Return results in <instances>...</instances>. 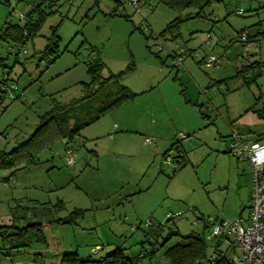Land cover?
Masks as SVG:
<instances>
[{
    "label": "rangeland",
    "instance_id": "rangeland-1",
    "mask_svg": "<svg viewBox=\"0 0 264 264\" xmlns=\"http://www.w3.org/2000/svg\"><path fill=\"white\" fill-rule=\"evenodd\" d=\"M48 1L51 7H41L55 12L20 48L17 59L18 47L0 40L5 65H0V80L8 78L5 93H0V149L9 151L26 141L53 99L67 103L82 96L81 84L90 80L88 61L102 62V77L117 74L132 62L134 68L122 75L121 83L137 95L128 100L126 125L114 127L104 116L81 131L69 145L75 154L72 166L64 161V140L54 139L39 151L35 164L0 171V224L46 220L45 208L61 200L64 208L58 217L74 208L86 211L77 224H46L49 247L42 250L46 260H57L59 250L96 260L120 247L132 264H166L164 250L191 233L204 239L210 258L216 252L215 240L205 236L213 218L234 220L249 213L247 163L228 152V142L237 128L252 129L249 137H264V120L246 111L264 105V38L247 41L235 31L257 22L261 28L247 30H264V1L212 2L194 18L187 15L196 7L180 12L158 0H139L138 12L131 0ZM38 2L0 0V29L6 21L22 24L25 17L20 15ZM178 16L183 18L178 29L160 36ZM56 24L59 49L66 50L47 66L44 60L38 63L36 53ZM245 65L259 70L255 82L245 83L250 74L236 76ZM176 140L186 156L183 167L174 158L175 148L163 157ZM6 176L8 180H2ZM14 207L16 213L11 212ZM147 221L153 225H145ZM157 224L162 231L154 241L145 233ZM174 231L179 235L171 234L164 242ZM222 238L217 248H228L230 254L228 241ZM27 257L32 259L33 253L12 256Z\"/></svg>",
    "mask_w": 264,
    "mask_h": 264
},
{
    "label": "trees",
    "instance_id": "trees-1",
    "mask_svg": "<svg viewBox=\"0 0 264 264\" xmlns=\"http://www.w3.org/2000/svg\"><path fill=\"white\" fill-rule=\"evenodd\" d=\"M46 1L47 0L40 1L38 4L31 7V9L26 12V15H24L25 21L22 24H13L7 21L0 29V40H10L18 47L14 53L16 59L20 48L37 35L41 24L51 13L46 12L44 8L41 7V4L44 5ZM158 1L169 8L180 12L188 7H196L197 11L193 15H187L188 18H194L202 16V10L212 2H221L222 0ZM47 4L50 5L51 1H48ZM237 13L241 15L242 11L237 10ZM180 17L181 16L175 17L174 20L169 21L159 35L164 36L165 34H172L176 31L179 23L183 20V18L181 19ZM57 27L58 24L51 27V33L47 37L44 47L36 53L38 63L44 60L46 61L47 66L51 65L65 51L59 49L60 38L56 35ZM245 33L246 36L244 40L247 39V41L264 38V31H258L254 35H249L247 27L239 30L238 35L241 38L242 34ZM177 36L178 32L171 35L170 39L176 38ZM179 54L182 55V53ZM1 59L2 58H0V65L5 66L4 63L1 62ZM161 62L164 63V61ZM38 63L36 65H38ZM87 64V72L90 76V80L81 84L83 95L67 103H59L53 99V106L40 116L38 124L26 141L17 144L9 151L0 149V171L35 164L37 162L39 151L43 147L49 146L54 139L64 140L65 144L72 143L75 138L79 136L84 127L95 122L111 109L127 100L133 99L137 95V93L121 83L122 75L127 70H132L134 68L132 62H130L124 70L119 71L117 74H110L107 77L101 76L100 71L103 64L98 60L89 61ZM236 73V76L239 75L243 78L250 74L249 80H244L245 83H249L250 81L255 82L260 75L259 70L253 71V66L249 65L242 66L236 71ZM7 81V76L0 80L1 94L6 91ZM11 84L13 83H10L9 87H11ZM1 111H3V109ZM246 111H252L257 116L256 118L264 120V105H262L259 110L250 107ZM258 135L260 136L262 134ZM262 139L255 138L257 141ZM179 147H181V143L177 140L173 141L169 148L164 151L163 157L168 154L169 150L175 148L176 156L174 158L177 164L183 167L186 162V156L182 149L179 150ZM63 208V202L58 200L54 205L45 208V211H43L46 220L36 221L22 226L0 224V251L2 254L8 257L24 253H33L41 256L42 250L49 247L44 235V227L46 224H77V221L84 216L86 211L80 208H74L67 216L58 217L57 214H59V211ZM14 209L15 207L11 209V212L13 211L16 213L17 207L15 210ZM152 225L153 224L151 223L149 226ZM161 231L162 225L157 224L153 231H148L145 234L153 237L154 241H157V236L161 234ZM171 234L179 235V232L174 231L168 233L164 238V242ZM181 239L180 242H176L164 250V256L167 259L166 264H202V261L204 262L205 260L210 264H231L228 258H226V255L221 256L220 254H217L214 259H211L212 255L210 258H207V244L201 236L191 233L188 235H182ZM162 244L163 243L160 245ZM217 245L219 244H214L215 251H217ZM122 250V248L117 247L104 257L96 260H90L88 257L83 260L79 258L76 252H64L60 254V264H83L85 262H91L92 264H132L130 258L123 256ZM150 252L153 253L154 250L151 249ZM94 253L96 252L94 251Z\"/></svg>",
    "mask_w": 264,
    "mask_h": 264
},
{
    "label": "built area",
    "instance_id": "built-area-1",
    "mask_svg": "<svg viewBox=\"0 0 264 264\" xmlns=\"http://www.w3.org/2000/svg\"><path fill=\"white\" fill-rule=\"evenodd\" d=\"M137 3V0L130 1L131 7L136 12L139 11ZM20 17H23V15L21 14ZM245 36L246 33L242 34L241 38L244 39ZM176 57L177 55H175ZM179 63L180 61L174 62L176 65ZM211 63H217V61H211ZM10 88H12V91L16 89L13 84ZM11 98L15 97L11 95ZM145 142L150 143L151 139L146 138ZM228 152L238 160L247 163L251 176L249 214L246 219L223 220L221 223L212 220L210 223L211 230L205 238L206 240L217 237L227 238L233 247L232 249L235 250L230 255L229 261L231 264H264V143L245 138L237 131H231ZM74 158V151L71 148H66L64 154L65 164L72 166ZM167 161H169L168 156L165 159V162ZM150 224V221L145 223L147 226ZM219 254L223 256L222 253ZM216 255L212 254L211 259H214Z\"/></svg>",
    "mask_w": 264,
    "mask_h": 264
},
{
    "label": "crops",
    "instance_id": "crops-1",
    "mask_svg": "<svg viewBox=\"0 0 264 264\" xmlns=\"http://www.w3.org/2000/svg\"><path fill=\"white\" fill-rule=\"evenodd\" d=\"M40 1H43V0H39V2ZM262 1H264V0H262ZM38 2V3H39ZM37 3V4H38ZM46 4V6H48V4H47V1L44 3V5ZM53 3L51 2V4L48 6V7H51V5H52ZM236 4H238V3H236ZM236 4L233 6V7H236ZM36 5V4H35ZM254 8V7H253ZM255 9V8H254ZM47 12H51L50 14H49V16L50 15H52L54 12H55V10L53 11L52 9L51 10H49V11H47ZM228 13V12H227ZM236 13H237V10H236ZM24 17V16H23ZM47 18V17H46ZM46 20V19H45ZM44 20V21H45ZM7 22V21H6ZM8 22H10V21H8ZM12 23V22H11ZM44 23V22H43ZM43 23L41 24V26L43 25ZM13 24H18V23H13ZM258 24V26H256ZM250 25V24H249ZM246 26V25H243L241 28H240V30L241 29H243V28H256V27H259V28H261V24H260V22H257V23H255V24H253V25H250V26ZM41 26H40V28H41ZM3 27V26H2ZM51 30V29H50ZM39 31H40V29H39ZM38 31V32H39ZM262 31H264V30H262ZM236 32V34H238V32H239V30L238 31H235ZM248 33H249V35H254L256 32H249L248 31ZM38 34V33H37ZM37 36V35H36ZM46 43V42H45ZM45 45V44H44ZM44 47V46H43ZM42 47V48H43ZM42 50V49H41ZM64 50H66V49H64ZM32 55H34V54H32ZM32 55H31V57H32ZM89 62V61H88ZM99 62H101V61H99ZM198 62H202V61H198ZM102 63V62H101ZM209 67V66H208ZM103 68V67H102ZM102 70V69H101ZM100 74H101V71H100ZM102 76V75H101ZM135 98V97H134ZM133 98V99H134ZM133 99H131V100H133ZM127 104H129V101L127 100V101H125V102H123V103H121L120 105H118L117 107H115V108H113L112 110H110V111H108L107 113H105L103 116H101L98 120H100L101 118H107V117H104V116H108V118H109V121H113V125H114V127L116 126V127H119V125H126V123L128 122V121H126L127 119L125 118V116H124V113H127V115L130 113V105H127ZM124 106H128V107H124ZM121 108H123V109H121ZM126 111H128V112H126ZM98 120H96V121H98ZM95 121V122H96ZM94 123V122H93ZM93 123H91V124H93ZM91 124H89V125H91ZM88 125V126H89ZM87 127V126H86ZM86 127H84V128H86ZM122 128H119V129H127L125 126H121ZM83 128V129H84ZM83 129L81 130V131H83ZM238 133H240V135H242L243 137H245V138H251V139H253V140H255V138H260V139H262V138H264L262 135H257V136H252V137H249L247 134H249V133H252V132H254L252 129H250V128H248V127H245V128H237V129H235ZM80 134H81V132H80ZM80 134H79V136H80ZM86 135V134H85ZM78 136V137H79ZM77 138V137H76ZM75 138V139H76ZM82 138H84V140L86 139V136H82ZM75 141V140H74ZM73 141V142H74ZM260 141H262L263 143H264V139H262V140H260ZM72 142V143H73ZM151 142H152V139H151ZM150 142V143H151ZM72 143H70V144H65V141H64V144H65V146H64V152H65V149L66 148H70V146L69 145H71ZM153 144V143H152ZM72 149V148H71ZM248 169V168H247ZM244 170V169H243ZM246 170V169H245ZM249 171V170H248ZM250 174V173H249ZM8 178L9 177H4V178H2V180H8ZM250 182H251V176H250ZM250 188H251V186H250ZM137 194H138V192H136ZM250 193H251V189H250ZM249 201H250V194H249V200H248V209H249ZM81 209V208H80ZM249 214V213H248ZM65 217V216H64ZM84 217V216H83ZM218 217V216H217ZM248 217V215L246 216V217H242V215H241V213L239 214V216H238V218H242V219H246ZM237 219V218H236ZM222 220H225V219H222ZM235 220V219H234ZM221 239H223L222 237H220V238H214V240H215V243H220V240ZM224 239H226L227 241H228V245H229V247H230V250H231V253L230 254H228V251H229V249L228 248H226L224 251L223 250H219V248H217V251L215 252V254H219V253H222L223 255H226V258H228V260L230 259V255L235 251V250H233L232 248V245H231V243H230V241L227 239V238H225L224 237ZM98 245V244H97ZM219 245H217V247H218ZM97 247V246H96ZM233 251V252H232ZM72 252H74V251H72ZM76 252V251H75ZM42 254H41V256H39V255H35V254H33V258L32 259H30L29 257H27V258H25L24 260L23 259H15V260H13V258H12V256H10V257H8V256H5V255H3L2 254V252L0 251V264H36V263H38V264H60V254L61 253H64V252H61V250H59V256H58V258H59V260H58V258H57V260H46V259H44V255H43V251L41 252ZM77 253V252H76ZM110 253V252H109ZM24 254H26V253H24ZM214 254V253H213ZM21 254H19V255H17V256H20ZM20 258H23V257H20Z\"/></svg>",
    "mask_w": 264,
    "mask_h": 264
},
{
    "label": "water",
    "instance_id": "water-1",
    "mask_svg": "<svg viewBox=\"0 0 264 264\" xmlns=\"http://www.w3.org/2000/svg\"><path fill=\"white\" fill-rule=\"evenodd\" d=\"M213 221H216V222H218V223H221L223 220H222V219H219L217 216H215V217L213 218Z\"/></svg>",
    "mask_w": 264,
    "mask_h": 264
}]
</instances>
